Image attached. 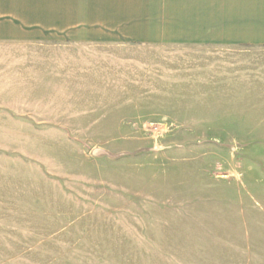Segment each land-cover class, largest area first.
<instances>
[{
  "label": "rangeland",
  "instance_id": "374dc122",
  "mask_svg": "<svg viewBox=\"0 0 264 264\" xmlns=\"http://www.w3.org/2000/svg\"><path fill=\"white\" fill-rule=\"evenodd\" d=\"M52 54L0 41V264H264V46Z\"/></svg>",
  "mask_w": 264,
  "mask_h": 264
},
{
  "label": "crops",
  "instance_id": "0c3cea01",
  "mask_svg": "<svg viewBox=\"0 0 264 264\" xmlns=\"http://www.w3.org/2000/svg\"><path fill=\"white\" fill-rule=\"evenodd\" d=\"M0 41L65 51L46 59L77 67L92 66L85 50L126 44L254 48L264 46V0H0ZM63 115L55 129L100 128V113Z\"/></svg>",
  "mask_w": 264,
  "mask_h": 264
}]
</instances>
